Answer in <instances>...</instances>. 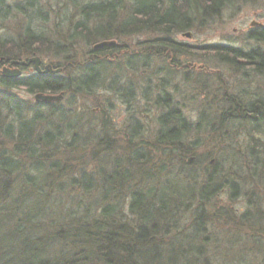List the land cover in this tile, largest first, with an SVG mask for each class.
<instances>
[{
    "label": "trees",
    "instance_id": "1",
    "mask_svg": "<svg viewBox=\"0 0 264 264\" xmlns=\"http://www.w3.org/2000/svg\"><path fill=\"white\" fill-rule=\"evenodd\" d=\"M122 1L62 0V9L70 13L64 15L61 24V35L65 34L66 41L54 49L56 53L64 55V51H71L74 42L88 47L110 41V38L117 41L143 35L146 38L144 46L147 45L146 49L151 53L147 50L144 54L140 52L142 57L132 54L115 68L121 70V67L128 66L134 70L139 66L146 70V62L152 58L150 55L161 56L167 52L198 55V52H187L171 34L187 30L197 18L216 15L232 0H129L128 9ZM29 29L17 37L14 46H5L6 40L2 42L0 39V58L4 62L18 60L8 56L20 52L19 40L28 46V55L36 52L39 45H45ZM251 34L256 36L254 40L264 41L263 31ZM49 45L46 43V47ZM107 49L115 48H92L93 60L85 63L81 73L73 78L61 76L66 69L73 68L74 59L68 55L61 64L55 65L54 68H65L55 76L31 74L23 79L0 76V95L4 96L0 103V139L3 137L12 145L10 153H0V264H219L218 259L223 260L221 264H248L241 261L243 251L249 250L245 248L250 247L253 252H260L261 248L258 244L256 246L253 234L249 237L247 233H241L255 225L263 227L264 231V199L249 202V208L235 218V213L225 214L224 218L233 223L230 236H212L205 227L207 199L212 200L224 187H229L231 194L239 190L236 184L240 183L227 186L228 178L222 175L223 171L219 169L218 175L205 167L206 182L202 186V182L187 174L185 163L179 159L177 178L172 179L173 182L154 183L145 190L141 187L142 182L151 180L143 181L141 174L144 171L138 172L140 177L134 185L129 184L125 173L117 168L112 174L105 168L97 169L96 176L93 171L87 174L84 167L87 163L82 164L81 160L88 156L91 128L81 121L82 117L88 116L90 120V115L95 114L90 112L89 115L83 109L73 114L70 120L73 123L64 124L61 113L52 103L23 106L14 93L8 94V90L20 86L31 93L59 92L64 98L71 96L72 102L77 96L91 97L103 89L100 85L110 75L108 70L101 69L104 63L98 60ZM201 52L219 57L235 72L251 70L255 76L264 77V51L213 45L205 46ZM109 61H106L108 65L111 64ZM109 88L113 90L111 86ZM128 92L122 94L126 102L130 99ZM222 100L228 106L199 108L196 120L192 122L182 113V106L170 105L168 96L158 97L155 105L166 109L158 116L159 138L168 145L183 146V136L195 133L194 140L187 142L190 144L185 152L180 151L188 154L200 145L198 132L219 131L220 135L226 130L223 138L235 142L237 135L246 134L249 141L242 150L239 145L230 149L229 144L221 146L220 150L233 151V159L240 162L233 164L236 169L231 168L229 172L234 178L239 176L236 171L242 168L248 174L247 178L249 176L264 186V140L261 138L264 137V104L256 101L233 106L235 101ZM39 105L45 116L38 113ZM101 127L107 130V126ZM80 151L84 154H78ZM91 154L99 157V149L91 150ZM67 155L74 157L67 158ZM56 156H63L64 160ZM95 157L91 160L94 161ZM222 159L226 164L224 155ZM99 162L110 168L104 159ZM255 170L261 172L260 177L253 176ZM53 188L58 194L75 192V198L67 199L62 212L58 207L63 208L62 205L54 203L53 206L49 200ZM93 193L97 194L91 196ZM84 197L88 198L87 202ZM189 205L194 219L185 221L182 216ZM242 240L243 245H240Z\"/></svg>",
    "mask_w": 264,
    "mask_h": 264
},
{
    "label": "rangeland",
    "instance_id": "2",
    "mask_svg": "<svg viewBox=\"0 0 264 264\" xmlns=\"http://www.w3.org/2000/svg\"><path fill=\"white\" fill-rule=\"evenodd\" d=\"M128 1H122V3L126 4L127 9L130 7V2ZM68 13L62 9V0H0V39L2 42L6 40L5 46H14L15 41H18L17 37L25 33L28 27H30V33L40 37L45 42V45L37 47L36 52L28 55L29 53H26L28 46L19 40L20 52L17 55H9L8 57L27 60L36 56L43 63L54 68L56 64H61L66 59L65 55H68L74 59L72 61L73 68L66 69L60 75L64 76V79H66L65 76L69 78L76 77L77 74L81 73V68L85 63L93 60L90 51H92L94 44L86 47L82 43L74 42L71 45V51H64V55L56 53L54 49L66 41L65 34L61 35V24L63 23L64 15H68ZM43 19L46 20L43 22ZM190 25L187 30L173 33L171 36L176 42L185 46L187 52H198V55L186 53L175 55L171 52L161 56L150 55L152 58L150 57L147 60L146 70L140 69L139 66L134 70L126 66L127 71L124 70L125 67L120 66L121 70H118L115 67L119 68V65H122L126 58L132 54L142 57L140 54H144L146 50L151 53V50L146 49L147 45L144 46L146 38L143 35L127 39L122 38L117 41L110 38V41H116L117 47L115 49L111 48L112 50L107 49L98 56V60L104 63V65H101V69L108 70L110 74L107 76L108 79L100 85L103 89H99L88 98H79L77 96L75 102H72L71 96L64 98L63 95L64 99L62 98V100L52 104L61 113V118L65 121L64 124L71 122L73 114L80 113L83 109L89 115L90 112L95 114V116L90 115V120H88V116H84L81 121L84 125L91 128V134H89L90 137L88 139V156L81 160L82 164L84 162L87 163L84 164L87 174H89V171H93L94 176H96V171L99 168H105L106 172L108 171V173L112 174L117 168L120 170L119 172L125 173L127 176L125 180L129 184L134 185L136 183L135 180L138 179V176L140 177L138 172L144 171V174H141L143 181L148 178L151 180L149 183L142 182L141 187L145 190L154 183L160 184L162 182V184H167L166 182H173L172 179L177 178L175 175L178 173L177 169L180 166V159L183 164L185 163L187 174L191 178H195L197 182H202V186L206 182L204 179L206 175L203 171L205 167L209 169V172H216L218 175L219 169L223 171L222 175L228 178L227 186L236 182L240 183L238 184L239 186L236 184L239 190L233 191V194H231L229 187H224L218 194L214 195L212 200L207 199L206 201L208 213L206 211L205 227L208 234L222 238L230 236V233L234 230L233 223L230 222L231 219L224 218L225 214L235 213L236 215L233 216L235 218L239 213L249 208L247 205L249 202L255 200L261 202L264 199V186L249 176L247 178L248 174L244 169L240 168L239 171H236L239 173L237 178H234V175L229 173L231 168H235L233 164H240L239 161L235 162L236 159H233L232 153L234 152L220 150L221 146H227V144L231 146L230 149L239 145L242 150V147L249 140L246 134L237 135L235 138L236 142L233 139L226 140L223 138V135L228 132L226 130H223L226 132L221 131L220 135L219 131L203 134L198 132L197 138H199L200 145L190 153L182 154L180 151L185 152L190 144L187 142L194 140L195 133L189 132L183 136L182 139L185 141L180 142L183 146H178L177 144L168 145L161 142L158 116L162 115L166 109L157 104L156 106L155 103L158 97L168 96L170 105L182 106L184 108L182 113L192 122L196 120L195 114L199 108L215 106L219 109L222 104L223 106H228L222 99L235 101L233 106L237 103L248 105L256 101L264 104L263 76L255 77L251 70L235 72L229 69L228 64L226 65L224 61L219 60V57L201 52V49L205 46L213 45L264 51V41L254 40L253 37L256 36L251 34L253 31L261 30L264 32V0H232L216 15L212 17L206 15L197 18ZM187 34L189 37L185 36ZM148 36L150 37V35ZM121 40H124V42L121 43ZM46 43L50 44L49 47H46ZM52 43H55V45ZM2 55L5 58L7 57V55ZM107 60H111L109 61L111 64L108 65L106 63ZM1 71L0 67V73ZM31 74H35L32 65L21 69L20 78H26ZM51 75L55 76L56 74ZM109 86L112 87V91H110ZM177 87H179V91L175 92L174 89ZM127 90L130 91L128 92L129 102L124 101L125 96H122L123 92L126 93ZM8 91L10 92L8 94L14 93L23 106L26 104L30 107L35 104L34 96L38 93L59 95V92L35 91L31 93L25 87L20 86H14ZM3 98L4 96L0 95V103H2ZM220 100L222 101L220 102ZM38 113L44 115V109L41 108V105H39ZM101 125L107 126V130L102 128ZM261 138L264 140L263 136ZM105 143H107V146ZM97 149H99V157L91 154V150L96 151ZM10 151H12L11 143L2 137L0 139V153H10ZM80 152L78 154H84L82 153L83 151ZM206 155H211L212 157H207ZM223 155L227 159L226 164L223 163ZM242 156L245 157V155ZM66 157L73 158L74 155H67ZM94 157L95 160H91ZM56 158L64 160L63 156H56ZM101 159L109 163L110 168H107L106 164H100L99 160ZM189 160L191 161L188 162ZM97 161L98 166H94ZM260 173V171L255 170L253 176H259ZM31 174L33 173L31 172ZM54 188L51 190L52 196L49 200L53 206L54 203H59L63 206V208L58 206L59 211L64 210L65 202L70 197L73 200L75 192L73 194H65L64 192V194H58ZM32 194L35 196L33 192ZM96 194L93 193L91 196ZM84 199L87 202L88 198L84 197ZM45 206L47 207L49 204ZM27 207H30V205ZM53 208L55 209V207ZM188 208L182 216L185 221L190 218L194 219L190 205ZM252 209L251 207L250 210ZM55 210L57 211V209ZM262 229L263 227L255 225L252 229H247V232L242 231V235L247 233L249 237L250 234H253V240L256 242V246L257 244L259 245L258 247L261 250L260 252H253L249 247L245 248L249 250L243 251L242 248L244 253L241 261H246L248 264H264V231ZM239 244L243 245V240ZM238 248H241V246L239 247L238 245ZM219 252L228 253L225 251ZM218 262L221 264L223 260L218 259Z\"/></svg>",
    "mask_w": 264,
    "mask_h": 264
},
{
    "label": "water",
    "instance_id": "3",
    "mask_svg": "<svg viewBox=\"0 0 264 264\" xmlns=\"http://www.w3.org/2000/svg\"><path fill=\"white\" fill-rule=\"evenodd\" d=\"M254 25V24H252ZM187 37H189V35H185ZM114 45V41H101L98 42L97 44L93 45L92 48L93 50H98V49H102V48H106V47H111ZM30 64H33L34 70L36 72V74H58L61 71L65 70V68L62 69H52V67L50 65H47L43 68V70L40 69L39 65H40V59L39 58H31L28 61H14L13 63L11 62V64L9 65V67H11L12 65L15 66H20V67H27ZM21 72L18 69H14V70H10L8 68H3L0 75L2 77H6V78H18L20 76ZM63 98L62 94H59L57 96L54 95H44L41 93H38L34 96V101L36 103L42 102V103H53V102H57L59 100H61ZM191 160H189L188 162H190Z\"/></svg>",
    "mask_w": 264,
    "mask_h": 264
},
{
    "label": "flooded vegetation",
    "instance_id": "4",
    "mask_svg": "<svg viewBox=\"0 0 264 264\" xmlns=\"http://www.w3.org/2000/svg\"><path fill=\"white\" fill-rule=\"evenodd\" d=\"M31 58H28L27 60H24V61H28ZM14 61H19V60L11 59L8 62H4V59L3 58H0V67H1V69H3V68H8L10 70L18 69L21 72V69L26 68V67H20V66H15V65H12L11 67H9V65L11 64V62L13 63ZM30 66L31 65H29L28 67H30ZM44 66H46V64L43 63L42 60L40 59V65H39L40 69L43 70ZM32 67H33V65H32Z\"/></svg>",
    "mask_w": 264,
    "mask_h": 264
},
{
    "label": "bare ground",
    "instance_id": "5",
    "mask_svg": "<svg viewBox=\"0 0 264 264\" xmlns=\"http://www.w3.org/2000/svg\"><path fill=\"white\" fill-rule=\"evenodd\" d=\"M95 44H97V43H95ZM94 44V45H95ZM117 47V44H116V41H114V45L113 46H111V48H116ZM126 68V67H125ZM125 71H127V69H124ZM252 72V71H251ZM254 75H256V73H254V72H252ZM256 77V76H255ZM178 86V85H177ZM174 89V88H173ZM175 90V92H178L179 91V87H177L176 89H174Z\"/></svg>",
    "mask_w": 264,
    "mask_h": 264
}]
</instances>
